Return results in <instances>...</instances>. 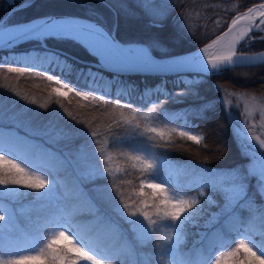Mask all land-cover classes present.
Wrapping results in <instances>:
<instances>
[{
	"label": "snow or ice",
	"instance_id": "1",
	"mask_svg": "<svg viewBox=\"0 0 264 264\" xmlns=\"http://www.w3.org/2000/svg\"><path fill=\"white\" fill-rule=\"evenodd\" d=\"M134 2L139 11L131 8L127 0H120L114 7L127 17L139 19L142 13L148 19L149 28L164 29L169 9L174 7L171 3ZM181 2L176 0L177 5ZM8 3L15 6V0ZM32 6L33 0H23L19 9ZM89 11L95 14L94 9ZM257 11L261 20L254 25ZM180 16L191 19L187 9ZM68 22L78 21L45 16L9 25L6 19L0 18V47L29 41L40 43L45 48L43 61L48 67L41 64L42 70L36 75L55 85L51 87V94L57 98L55 103L62 110L61 116H67L76 125H84L83 129H54L57 141L82 139V144L72 154L61 153L54 144L53 147L36 145L17 132L0 130V264H264V204L258 205L255 200L257 194L264 196V152H258L252 144L256 142L259 149H264V139L257 135L249 138L245 134L248 142L241 144V153L251 157L246 165L224 173L182 170L161 159L155 150L179 147L175 144L176 137L199 145L204 139L202 135L193 134L194 129L185 130L187 125L169 127L154 114L155 104L149 115L141 116L140 109H133L131 104L121 105L116 99L115 107L130 109L131 114L121 111L117 117L102 112L101 115L109 117L103 127L96 123L95 116L78 117L64 108L61 98L74 93L75 97L89 102L81 105L82 108L99 111L92 102L112 103L105 95L95 94L100 91L98 82L103 77L90 69H74L66 59L48 52L45 43L49 39L80 41L99 57L101 68L117 72L167 75L192 70L216 74L251 59L237 56L236 46L253 27L264 31L261 27L264 26V4L234 16L227 31L199 49L196 56L166 57L171 62L157 60L152 55L153 50L165 54L168 51L159 37L146 43L125 44L117 40L109 28L79 23L78 30L72 31ZM179 28L183 29L184 25ZM217 45H221V50L209 55V49ZM200 53L208 57L207 65ZM52 65L60 69L59 73L53 71ZM32 67H9L7 71L31 73ZM70 76H76L77 82L73 83ZM80 80L84 81L83 87ZM12 91L28 104H36L27 94ZM157 91L164 89L158 86ZM171 95L168 94L169 99ZM4 102L0 99V106ZM39 107L49 109V104ZM201 107L210 110L207 104ZM245 113H248L247 104ZM2 115L0 112V117ZM260 117L264 121V104L260 105ZM54 123L55 117L49 121V127ZM244 123L247 124V120ZM254 128V124L249 125L248 131ZM27 131L28 135L33 134ZM98 177H105L107 182L85 190L83 185L94 184ZM181 177L185 178L183 185L178 182ZM192 191L195 196L191 195ZM216 195L222 197L219 205L214 199ZM26 196L32 199L22 204L21 199ZM205 205H217L219 209L211 213L203 225L213 231L201 233L192 249L184 252L181 245L187 236V226L196 223ZM245 211L247 215H243ZM116 217L130 226L131 238ZM217 224L219 227H213ZM143 244L154 247L155 258L137 259V250ZM197 244L200 247H196Z\"/></svg>",
	"mask_w": 264,
	"mask_h": 264
},
{
	"label": "trees",
	"instance_id": "2",
	"mask_svg": "<svg viewBox=\"0 0 264 264\" xmlns=\"http://www.w3.org/2000/svg\"><path fill=\"white\" fill-rule=\"evenodd\" d=\"M263 0H182L177 5L176 0L168 1L174 7L169 9L168 19L165 21L163 30H156L148 27V19L142 13L139 19L127 17L123 13H118L115 5L120 0H33V6L27 9H19L23 0H15V6L8 3V0H0V18L7 20L8 24L21 23L31 19L46 15H70L89 18L100 22L106 28L113 29L115 24L116 37L124 43L142 42L146 43L153 37H159L167 46V53L153 50V54L158 57H168L186 53L204 45L216 35L223 32L229 20L237 13L245 11L252 5ZM129 6L136 11L134 0H127ZM163 3V2H162ZM105 5H108L106 7ZM94 9L95 14L89 11ZM187 9L196 19L195 24L190 25L187 18L180 14ZM203 14L204 18L199 15ZM209 16V20L204 22ZM220 19V27L213 31L215 20ZM173 21L176 23L174 24ZM220 21V22H221ZM187 22L189 24H187ZM213 23V24H212ZM183 24L184 28H179ZM191 27H188V26ZM212 31V32H211ZM211 32V33H210ZM46 50L54 52L61 58L66 59L74 69L92 70L99 72L103 77L100 83V91L103 95L109 96L112 103L92 102L99 111L91 108H82L89 102L75 97L70 93L68 98H61L64 108L73 112L80 118L97 117L96 123L103 127L109 120L108 116L101 115L102 112L114 114L117 117L120 112L130 115L131 111L127 108L117 109L115 100L119 99L121 105L131 104L133 109H140V115H149L152 105H156L155 115L160 116V121L168 123L169 127H179L194 129L193 134L202 135L204 139L199 145L192 141L176 137L175 144L166 149H156V154L168 161L170 164L187 170L189 173L206 169L212 173H224L238 165L249 163V157L241 153V147L237 137L233 132L231 121L229 119L226 107L223 103L225 95L241 94L257 99H264V65L235 67L225 69L216 74H168V75H135L127 73H116L101 69L95 65L97 58L89 53L81 44L71 39H49L45 41ZM264 49V39L252 43L245 52L259 51ZM45 48L36 41L24 42L10 49L0 51V81L1 75L9 67H25L33 65L31 73L21 75L19 85L33 94L41 104H49V109H42L39 113L30 111L18 112L14 122H9L11 109H8L7 102L0 106V112H5L3 121L0 122V130L5 132H17L21 136H26L36 145L53 147L61 153L72 154L76 148L82 144L81 138L71 140H55L56 127H74L83 129L84 125H76L70 121L67 116H61L59 104L55 103L57 99L54 94L46 89L49 82L45 78L36 75L41 71V64L48 67L43 61ZM55 73L60 69L52 65ZM51 74V73H49ZM36 75V76H35ZM10 75H8L9 77ZM12 77H10L11 79ZM9 79V78H8ZM73 83L77 82L76 76H70ZM182 81H189L184 84ZM1 83V82H0ZM81 87L84 81L80 80ZM163 87L164 91H157V87ZM4 87L0 85V99L4 100L2 95ZM180 92H194L198 95H177ZM171 93V99L168 94ZM96 94V93H95ZM97 95V94H96ZM129 100V101H127ZM52 101V103H49ZM207 104V109L203 110L201 106ZM18 108V107H17ZM163 113V115H161ZM55 117V123L49 127V121ZM25 121L31 128H25ZM32 135H28V131ZM216 133L218 134L216 136ZM90 139V138H89ZM110 151L112 149H109ZM131 179V177H128ZM184 177L178 181L184 184ZM105 177H98L93 183L83 185L85 190L95 186H103L106 183ZM254 183V182H253ZM195 196V191L191 192ZM31 196L21 199L22 204L31 201ZM214 199L217 205L222 203V197L216 195ZM255 200L258 205L264 204L261 195L257 194ZM7 203V201H5ZM217 205H205L203 214L197 219L194 225L187 226V236L181 248L184 252L192 249L194 241L200 240V234L213 231L212 228H204V222L210 214L217 212ZM108 208V205H105ZM111 215L115 216L109 209ZM243 215H247L245 211ZM121 228L128 233L131 238L130 226L119 220ZM213 227H219L214 225ZM196 247H200L199 244ZM156 250L152 245L143 244L137 250V259L145 257L155 258Z\"/></svg>",
	"mask_w": 264,
	"mask_h": 264
},
{
	"label": "rangeland",
	"instance_id": "3",
	"mask_svg": "<svg viewBox=\"0 0 264 264\" xmlns=\"http://www.w3.org/2000/svg\"><path fill=\"white\" fill-rule=\"evenodd\" d=\"M168 1L171 0H160V2L167 3ZM264 1V0H263ZM201 18H204L203 14L199 15ZM190 25L195 24L196 19L194 18V15H191V19H187ZM209 20V16L203 20L206 22ZM216 21H221L220 19L215 20V26L213 31H216V28L220 27V23H224V21H221L219 24H216ZM187 22V24H189ZM16 24V23H14ZM213 24V23H212ZM264 27V26H262ZM116 30V29H115ZM212 32V31H211ZM210 32V33H211ZM260 37H264V31H258L255 30L252 32L251 36L248 37L246 40H244L237 49V52H245L244 50L247 49L252 43H254L257 40H260ZM69 39V38H68ZM127 43H142V42H127ZM239 50V51H238ZM174 56V55H173ZM170 57V56H168ZM8 68H6V72L1 75V80L0 85L3 86L4 92L2 97L5 102L8 104V109H11V113L9 116V122H14L15 116L18 114V112H22L24 110L30 111L33 113H39L42 111V108L39 107L41 104L38 99L33 94H30L27 90L23 89L19 85V78H21L20 73L16 72H8ZM8 75H10L8 77ZM36 76V75H35ZM10 77H12L10 79ZM9 78V79H8ZM55 86L51 82H49L48 86H46V89L51 92V87ZM15 89V91L20 92L21 95L27 94L31 99L36 100V104H28L27 101L21 99L20 97H17L15 95V92L12 90ZM97 95H101V92H97ZM108 100H110L109 96H106ZM129 101V100H127ZM231 102L230 104L228 102ZM223 103L226 107L229 119L231 121V126L233 129V132L235 133L238 143L241 147V144H246L248 141L245 140V134L250 138L252 135H257L260 136L261 139H264V121L261 120L260 117V105L264 104V99H257L255 97H248L245 95L241 94H233V95H225L223 97ZM245 104H247L248 107V113H245ZM18 107V108H17ZM5 112H2L3 115H5ZM250 113V114H249ZM3 115L0 117V122L3 121ZM245 120H247V124H245ZM28 121H25L24 127L31 128L27 125ZM255 125V128L253 131H248L249 125ZM218 134L216 133V136ZM253 146L256 148L258 152H264V149H259L258 144L256 142H252ZM250 151L252 150L251 148L249 149ZM249 157V156H248ZM251 162V157H249V163ZM263 201H264V196H262Z\"/></svg>",
	"mask_w": 264,
	"mask_h": 264
},
{
	"label": "water",
	"instance_id": "4",
	"mask_svg": "<svg viewBox=\"0 0 264 264\" xmlns=\"http://www.w3.org/2000/svg\"><path fill=\"white\" fill-rule=\"evenodd\" d=\"M264 4V3H263ZM260 5V4H259ZM259 5H256V6H259ZM245 12V11H244ZM239 14V13H238ZM236 14V15H238ZM235 15V16H236ZM46 16H53V17H56V18H66V19H75L77 20L78 22H68V25H69V28L70 30L72 31H77L78 30V26H79V23H92V24H96L97 26H103L105 27L104 25H102L101 23L95 21V20H92V19H88V18H84V17H77V16H70V15H46ZM42 17H45V16H41V17H37V18H42ZM234 18V17H233ZM232 18V19H233ZM35 19V18H34ZM231 19V20H232ZM32 20V19H31ZM231 20L229 21L228 23V26L231 24ZM30 21V20H29ZM27 22V21H25ZM17 24V23H16ZM11 25H14V24H11ZM228 26L227 28L222 32L220 33L219 35H222L225 31H227L228 29ZM112 33L116 36V32H115V25L113 27V29L111 30ZM218 36V35H217ZM117 38V37H116ZM216 37H214L213 39H215ZM70 39V38H69ZM213 39H211L209 42H207L206 44L198 47L197 49L195 50H192V51H189V52H186V53H182V54H179V55H174V56H170V57H185V56H196L198 53H199V49L201 48H204L208 43H210ZM74 40V39H73ZM117 40H119L117 38ZM76 42L80 43L81 45H83L84 47L87 48V46L83 43H81L80 41H77L75 40ZM120 41V40H119ZM121 42V41H120ZM123 43V42H121ZM18 44H21V43H18ZM16 44V45H18ZM125 44H131V43H125ZM15 45L11 46V47H0V50H4V49H10L12 47H14ZM87 50L94 54L92 51H90L88 48ZM95 55V54H94ZM152 55L157 59V60H164L165 62H171L170 60H167L166 57H158V56H155L153 53ZM96 56V55H95ZM237 56H244V57H248V58H251L250 60L248 61H245L244 63L242 64H239V65H230L228 66L227 68L225 69H232V68H235V67H246V66H255V65H264V49L263 50H259V51H250V52H237ZM97 57V56H96ZM207 58L208 57H203L204 59V64L207 65ZM98 59V63H97V67L101 68L100 67V59L99 57H97ZM235 59V58H234ZM210 67V66H209ZM101 69H105V70H109V71H112V72H117L111 68H101ZM224 69V70H225ZM117 73H128V74H135V75H161L159 73H156V72H138V71H122V72H117ZM190 73H199L197 71H192V70H180L179 72H170L168 74H190ZM167 74V75H168ZM199 74H213L212 72H208V73H199Z\"/></svg>",
	"mask_w": 264,
	"mask_h": 264
},
{
	"label": "bare ground",
	"instance_id": "5",
	"mask_svg": "<svg viewBox=\"0 0 264 264\" xmlns=\"http://www.w3.org/2000/svg\"><path fill=\"white\" fill-rule=\"evenodd\" d=\"M256 7H258V6H255V7H251V8H256ZM247 11V10H246ZM245 11V12H246ZM254 15H255V20H254V25L255 24H258L259 23V21L261 20V17H260V15H259V12L257 11V12H255L254 13ZM242 24H244L245 22L244 21H242L241 22ZM239 27V26H238ZM262 27V26H261ZM256 29H255V27H253V30L249 33V35L247 36V37H245V39L244 40H246L248 37H250L251 36V34H252V32L253 31H255ZM244 40H241L238 44H237V48H238V46L244 41ZM211 43V42H210ZM88 48V47H87ZM89 49V48H88ZM90 50V49H89ZM219 50H221V45H217V46H215L214 48H212V49H209V55H212V54H215V53H218V51ZM200 56H202V57H207V56H204V54H202V53H200L199 54Z\"/></svg>",
	"mask_w": 264,
	"mask_h": 264
}]
</instances>
